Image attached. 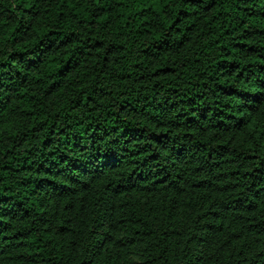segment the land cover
Segmentation results:
<instances>
[{"label": "trees", "instance_id": "1", "mask_svg": "<svg viewBox=\"0 0 264 264\" xmlns=\"http://www.w3.org/2000/svg\"><path fill=\"white\" fill-rule=\"evenodd\" d=\"M0 264H264V0H0Z\"/></svg>", "mask_w": 264, "mask_h": 264}]
</instances>
